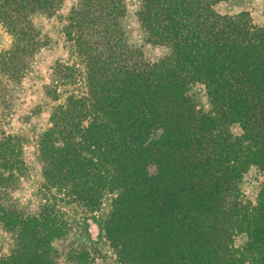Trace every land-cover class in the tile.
<instances>
[{"label":"trees","instance_id":"obj_1","mask_svg":"<svg viewBox=\"0 0 264 264\" xmlns=\"http://www.w3.org/2000/svg\"><path fill=\"white\" fill-rule=\"evenodd\" d=\"M66 1L0 0V24L13 38L0 71L16 85L52 44L36 19ZM222 1L139 0L145 42L167 49L156 63L129 42L125 0L72 6L64 35L83 71L56 62L51 99L68 86L85 91L54 107L39 138L36 212L15 197L29 173L26 139L0 133V228L11 240L0 264H61L69 206L97 212L107 194L103 231L118 264H264V182L255 205L241 191L250 169L264 172V21L221 14ZM96 254L71 247L64 261L99 264Z\"/></svg>","mask_w":264,"mask_h":264},{"label":"rangeland","instance_id":"obj_2","mask_svg":"<svg viewBox=\"0 0 264 264\" xmlns=\"http://www.w3.org/2000/svg\"><path fill=\"white\" fill-rule=\"evenodd\" d=\"M77 1L67 0L64 7L52 18L39 17L36 19V25L52 39V44L37 55L32 73L21 84L16 85L0 71V133H12L26 139L24 158L29 173L21 181L15 197L29 212L38 210L40 202L38 190L43 183L41 165L38 161L39 138L50 126L54 107L63 103L68 95H81L85 91L79 86H68L58 90L60 96L58 101L51 99L52 66L56 62L63 61L66 64H74L80 71H83V65L72 54V44L67 41L64 35L67 17ZM125 1L127 13L121 19V25L128 35L130 44L135 48H140L147 61L158 62L167 54V49L145 42L144 32L137 18L140 2L139 0ZM216 10L221 14L228 15L246 11L256 24H262L264 21V0H223L216 6ZM12 45V36L0 24V53L11 50ZM192 92L199 107L208 111L210 107L204 87H193ZM231 130L235 135L241 133L238 126H233ZM263 182L264 172L255 167L250 169L244 176L241 185L243 199L255 205ZM112 199L113 196L107 194L97 212H88L84 207L75 204L69 206L68 216L72 231L66 240L57 243L61 253V264H66L65 253L71 247L96 248L99 252L96 254L99 264H118L116 253L103 231V222L110 210ZM245 241L246 237L239 235L234 240V244L237 248H241ZM10 246V236L0 228L1 254H7Z\"/></svg>","mask_w":264,"mask_h":264}]
</instances>
